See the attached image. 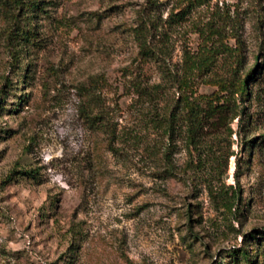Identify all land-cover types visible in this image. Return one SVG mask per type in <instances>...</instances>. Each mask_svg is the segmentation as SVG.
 I'll list each match as a JSON object with an SVG mask.
<instances>
[{"label":"rangeland","instance_id":"obj_1","mask_svg":"<svg viewBox=\"0 0 264 264\" xmlns=\"http://www.w3.org/2000/svg\"><path fill=\"white\" fill-rule=\"evenodd\" d=\"M14 1L0 0V264H264V0H198L178 20L181 0ZM208 27L241 58L220 53L198 94L260 74L230 137L192 148L182 124L168 143Z\"/></svg>","mask_w":264,"mask_h":264},{"label":"trees","instance_id":"obj_2","mask_svg":"<svg viewBox=\"0 0 264 264\" xmlns=\"http://www.w3.org/2000/svg\"><path fill=\"white\" fill-rule=\"evenodd\" d=\"M20 1L15 0L14 2L20 3ZM156 2L157 0H146L143 11L153 9L152 7L157 5ZM200 4L201 2H198V0L178 1L171 10L170 18L182 19L191 9ZM260 8L262 7L260 6ZM255 17V27L260 31L264 26V15L258 10ZM150 29L151 20L145 18L142 14L138 31L141 37L139 47L141 51L148 55L153 52L148 40ZM206 29V32H197L200 39L197 51L194 54H184V63L177 84L178 97L175 100L177 110L175 112L171 110L168 116L164 118L167 126L164 128L163 133L168 139V143L177 125L182 124L187 133L188 145L192 148L200 147L207 132L210 135L230 137L233 134L231 123L240 117L244 110L242 104L245 99L250 97L249 85L257 80L260 74V69L257 67L250 68L241 76H238L236 72H230L228 78L210 84L216 87V90L211 94H198L195 80L201 74L212 70L220 53L233 57L236 63H239L241 58V45L238 38L233 37L236 39L235 47L231 48L217 36L216 31L210 27ZM14 35L13 28L6 30L5 47L8 51H11ZM166 147H169V145ZM241 253L244 257H247L245 252L241 251Z\"/></svg>","mask_w":264,"mask_h":264}]
</instances>
